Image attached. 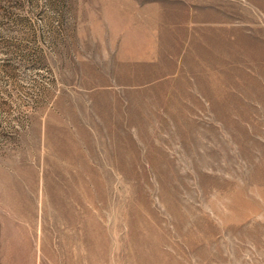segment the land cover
I'll list each match as a JSON object with an SVG mask.
<instances>
[{
  "label": "rangeland",
  "instance_id": "rangeland-1",
  "mask_svg": "<svg viewBox=\"0 0 264 264\" xmlns=\"http://www.w3.org/2000/svg\"><path fill=\"white\" fill-rule=\"evenodd\" d=\"M0 264H264V0H0Z\"/></svg>",
  "mask_w": 264,
  "mask_h": 264
}]
</instances>
